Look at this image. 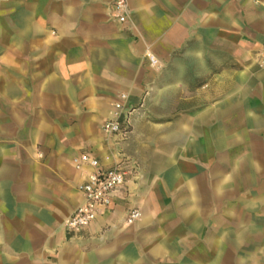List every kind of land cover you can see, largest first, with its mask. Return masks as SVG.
Masks as SVG:
<instances>
[{"label":"crops","instance_id":"0c3cea01","mask_svg":"<svg viewBox=\"0 0 264 264\" xmlns=\"http://www.w3.org/2000/svg\"><path fill=\"white\" fill-rule=\"evenodd\" d=\"M126 1L119 22L113 0H0V264H219L222 186L264 192V0ZM160 90L195 107L165 115L161 158L146 164L133 106ZM119 92L128 124L106 135ZM81 152L128 173L70 233Z\"/></svg>","mask_w":264,"mask_h":264},{"label":"rangeland","instance_id":"374dc122","mask_svg":"<svg viewBox=\"0 0 264 264\" xmlns=\"http://www.w3.org/2000/svg\"><path fill=\"white\" fill-rule=\"evenodd\" d=\"M158 94L161 96L159 101L158 99L151 103L145 101L133 106L137 116H145L142 117L143 119L140 118L138 123L143 136L138 140L148 139L146 132L150 137V145L138 144L139 157L144 160L152 158L153 163L160 160L164 150L165 115L188 112L195 107L174 103L165 104L164 90L158 91ZM172 132L177 134L179 131L172 130ZM173 139L176 141L179 138ZM147 163L149 164L148 160ZM241 181L237 180L235 197L232 196V185L222 186L219 264H264V192L245 193L243 186L239 184ZM214 224L216 228L217 218ZM209 235L206 231V239ZM211 239L212 236L209 240Z\"/></svg>","mask_w":264,"mask_h":264},{"label":"built area","instance_id":"2783aa9c","mask_svg":"<svg viewBox=\"0 0 264 264\" xmlns=\"http://www.w3.org/2000/svg\"><path fill=\"white\" fill-rule=\"evenodd\" d=\"M113 15L119 22H124L128 16L126 0H113ZM147 59L155 68L161 67V62L151 52H147ZM259 65L264 66V44L258 51ZM128 94L119 92L116 99L111 103L110 115L100 126L106 135L121 133L128 124L130 106L127 103ZM41 156V154H39ZM73 165L77 170L84 172L83 181L77 186L82 201L64 221V228L70 233H76L87 227L96 217L100 207L111 204L112 196L120 189L128 170L122 162H116L109 168L100 167L99 160L81 152L73 158ZM140 218L138 208H132L126 214L124 222L131 224Z\"/></svg>","mask_w":264,"mask_h":264}]
</instances>
